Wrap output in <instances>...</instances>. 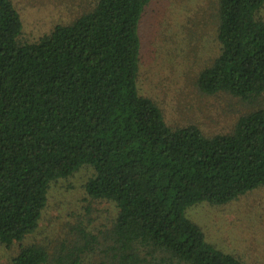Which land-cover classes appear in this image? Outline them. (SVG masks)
Instances as JSON below:
<instances>
[{
    "label": "trees",
    "instance_id": "trees-1",
    "mask_svg": "<svg viewBox=\"0 0 264 264\" xmlns=\"http://www.w3.org/2000/svg\"><path fill=\"white\" fill-rule=\"evenodd\" d=\"M152 0H80L69 24L22 44L12 0H0V245L12 264H244L205 240L186 210L222 206L264 186V0H215L218 56L205 95L254 108L228 134L170 127L139 93L140 25ZM89 167L88 198L113 204L72 250L22 243L37 232L53 184Z\"/></svg>",
    "mask_w": 264,
    "mask_h": 264
},
{
    "label": "rangeland",
    "instance_id": "rangeland-1",
    "mask_svg": "<svg viewBox=\"0 0 264 264\" xmlns=\"http://www.w3.org/2000/svg\"><path fill=\"white\" fill-rule=\"evenodd\" d=\"M21 16L22 44H32L56 25L69 24L81 12L80 0H12ZM215 0H152L141 25L139 93L153 100L170 127L198 126L209 136L228 134L238 117L254 110L226 94L205 95L198 86L200 73L219 53ZM212 11V12H211ZM264 17V10L261 13ZM264 105V96L262 98ZM93 176L83 167L50 190L49 204L36 233L22 244H43L51 252L72 250L78 228L98 231L116 214L113 204L93 201L84 185ZM207 243L244 264H264V186L222 206L202 203L186 210ZM21 244L0 245V264H12ZM66 248V249H65ZM95 249L87 264H101Z\"/></svg>",
    "mask_w": 264,
    "mask_h": 264
}]
</instances>
